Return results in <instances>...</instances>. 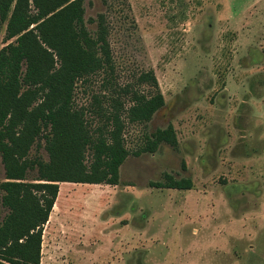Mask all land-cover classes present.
Returning a JSON list of instances; mask_svg holds the SVG:
<instances>
[{"label":"rangeland","instance_id":"rangeland-1","mask_svg":"<svg viewBox=\"0 0 264 264\" xmlns=\"http://www.w3.org/2000/svg\"><path fill=\"white\" fill-rule=\"evenodd\" d=\"M84 6L91 33L105 17L116 86L152 71L165 105L148 123L125 120L131 154L118 185L59 184L41 264H264V0ZM104 79L78 82L75 92L94 129V98L112 94ZM170 125L176 146L135 155ZM37 154L48 160L35 146ZM167 175L193 188L156 187ZM6 214L0 199V224Z\"/></svg>","mask_w":264,"mask_h":264},{"label":"trees","instance_id":"trees-1","mask_svg":"<svg viewBox=\"0 0 264 264\" xmlns=\"http://www.w3.org/2000/svg\"><path fill=\"white\" fill-rule=\"evenodd\" d=\"M92 21V20H91ZM93 22V21H92ZM91 33L84 0H0V264H41L43 232L60 183L119 184L130 156L126 119L148 123L165 105L154 72L118 87L104 15ZM104 74L111 95H97V128L78 108V82ZM147 85L150 91H142ZM41 142H44L42 146ZM177 145L175 129L156 131L135 153ZM45 150L48 160L31 150ZM87 154L90 160H87ZM158 188L190 190V179L166 176Z\"/></svg>","mask_w":264,"mask_h":264}]
</instances>
